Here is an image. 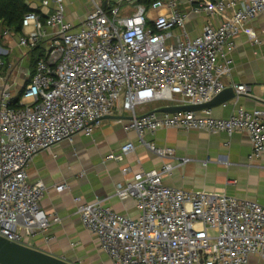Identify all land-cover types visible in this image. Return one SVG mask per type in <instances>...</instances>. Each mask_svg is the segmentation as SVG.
I'll return each mask as SVG.
<instances>
[{
	"label": "built area",
	"instance_id": "1",
	"mask_svg": "<svg viewBox=\"0 0 264 264\" xmlns=\"http://www.w3.org/2000/svg\"><path fill=\"white\" fill-rule=\"evenodd\" d=\"M137 1L123 14L120 4L93 2L78 30L66 22L62 0H52L54 9L44 19L35 13L23 17L21 26L32 30L19 37L18 45L32 52L43 38L47 42L17 103L10 89L0 91V237L7 241L26 245L27 239L60 222L40 207L46 187L28 183L32 159L78 134L91 136L105 117L117 111L130 117L123 130L134 132L161 158L172 159L173 150L146 143L145 135L160 130L242 132L251 143L250 158L264 153L260 110L238 109L226 119L212 118L211 110L136 114L153 102L207 104L225 90L223 79L232 61L218 60L246 25L264 17V0H188L192 14L232 13L194 38L182 30L187 17L179 10L183 0H155L149 7ZM150 11L164 13L151 18ZM175 29L182 32L172 43ZM259 35L264 39V28ZM250 43L261 41L253 37ZM4 66L0 56V70ZM230 88L233 101L250 95L247 85ZM133 150L127 143L106 160H121ZM187 162L182 159L178 166ZM173 169L165 164L157 171L138 172L115 187V197L135 202L136 219L120 216L99 202L77 206L83 227L95 236L109 264H248L250 256L264 263V207L167 187L162 180ZM64 189L55 187L56 192Z\"/></svg>",
	"mask_w": 264,
	"mask_h": 264
},
{
	"label": "crops",
	"instance_id": "2",
	"mask_svg": "<svg viewBox=\"0 0 264 264\" xmlns=\"http://www.w3.org/2000/svg\"><path fill=\"white\" fill-rule=\"evenodd\" d=\"M24 1L42 19L54 9L52 0ZM43 1H48V5L43 6ZM78 1L62 0L65 20L74 30L81 27L93 7V4H85L86 8L83 9L78 6ZM87 1L101 6L126 4L130 7L134 4V0ZM192 6L188 0H183L179 6V10L187 14L182 30L190 38L201 35L205 27L216 28L232 15L231 12L196 15L190 13ZM163 13L164 11H150L148 15L154 18ZM262 28L264 17H259L246 25L241 34L224 48V57L219 58L218 62L222 63L227 59L232 61L230 73L223 79L224 84L227 88L232 85H247L250 87V95L226 106L211 109L212 118L226 119L238 109L260 110L264 123V39L259 35ZM31 30V26H21L20 32L14 33L0 23V56L5 58V66L0 70V91L5 88L14 90V85L22 80V69L25 70L23 77L31 75V52L18 45L19 37ZM5 32L8 33L7 36L4 35ZM181 32L179 29L172 31V43ZM253 37H259L261 43L251 45ZM46 40L43 38L38 47L42 54ZM7 65H10L9 69ZM24 86L25 84L12 95L16 97ZM160 103L153 102L138 108L137 116L172 106ZM112 117L119 119H103L91 136L78 134L71 142H63L40 152L28 165V183H41L46 187L40 201L41 209L46 215L60 220L51 225L45 234L27 239L28 247L72 264H109L106 255L99 250L95 236L83 227L76 213L77 206L99 202L120 216L136 219L139 213L135 202L115 197V187L129 181L135 173L157 171L165 164L174 166L171 174L164 176L162 180L167 187L195 194L225 195L264 207V153L258 158H250L251 143L245 133L226 135L160 130L153 135H145L146 143L156 148L173 150L172 159L161 158L150 152L134 132L123 130V124L130 119L127 114L117 111ZM127 143L134 146L131 153L121 160H106L110 154L117 155L119 149ZM182 159H187L188 162L178 166ZM60 185H64L66 189L56 192L55 187ZM248 264L264 263L257 256H250Z\"/></svg>",
	"mask_w": 264,
	"mask_h": 264
},
{
	"label": "water",
	"instance_id": "3",
	"mask_svg": "<svg viewBox=\"0 0 264 264\" xmlns=\"http://www.w3.org/2000/svg\"><path fill=\"white\" fill-rule=\"evenodd\" d=\"M235 94L232 88H226L211 102L193 106H168L154 111V114H178L181 112H200L226 106L233 102ZM104 119H119V117H105ZM0 264H72L65 260L53 257L47 253L32 249L27 245L11 243L0 237Z\"/></svg>",
	"mask_w": 264,
	"mask_h": 264
},
{
	"label": "trees",
	"instance_id": "4",
	"mask_svg": "<svg viewBox=\"0 0 264 264\" xmlns=\"http://www.w3.org/2000/svg\"><path fill=\"white\" fill-rule=\"evenodd\" d=\"M155 0H138V4L145 5L149 7L150 4ZM24 0H0V23L10 28L14 33H19L21 30V23L23 17L28 13H34ZM43 56L39 48L31 52L30 57V68L33 71L34 65ZM32 73V72H31ZM28 82V81H27ZM20 93L15 97L13 102L15 104L19 100Z\"/></svg>",
	"mask_w": 264,
	"mask_h": 264
},
{
	"label": "rangeland",
	"instance_id": "5",
	"mask_svg": "<svg viewBox=\"0 0 264 264\" xmlns=\"http://www.w3.org/2000/svg\"><path fill=\"white\" fill-rule=\"evenodd\" d=\"M95 2H98L99 0H94ZM78 6H80V7H83V9H85L86 8V6H85V4H92L91 2L89 3L87 0H79L78 1ZM127 9H131L132 10V8H131V6L129 7L128 5H126V4H124V5H121V13L120 14H123L124 13V11L125 10H127ZM3 60H5V58H3ZM5 72V71H4ZM25 73V70L24 69H22L21 70V79H23V74ZM25 83H24V81L23 80H19L18 81V84H16V86L14 85V90H12V93L13 94H15V92L16 91H19L20 89H21V86H23ZM162 104H170L169 102H161ZM160 103V104H161Z\"/></svg>",
	"mask_w": 264,
	"mask_h": 264
},
{
	"label": "flooded vegetation",
	"instance_id": "6",
	"mask_svg": "<svg viewBox=\"0 0 264 264\" xmlns=\"http://www.w3.org/2000/svg\"><path fill=\"white\" fill-rule=\"evenodd\" d=\"M28 73H29V72H28ZM28 77H29V76L27 75V76H24L23 79H22V80L24 81L25 84H26L27 81H28Z\"/></svg>",
	"mask_w": 264,
	"mask_h": 264
}]
</instances>
